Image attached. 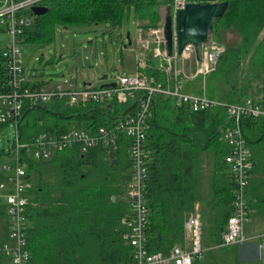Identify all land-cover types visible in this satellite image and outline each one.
<instances>
[{"label":"trees","instance_id":"16d2710c","mask_svg":"<svg viewBox=\"0 0 264 264\" xmlns=\"http://www.w3.org/2000/svg\"><path fill=\"white\" fill-rule=\"evenodd\" d=\"M217 1H225L227 8L213 25L210 37L224 47V52L216 70L201 80L205 86L220 85L221 94L217 99L216 94L207 95L206 90L204 93L210 100L224 104L264 98V0ZM162 3L160 0H45L41 4L47 8L43 14L35 16L31 10L25 11L33 17V22L20 36V44L50 43L57 27L69 31L108 25L114 29L121 26L130 7L138 24L156 27L161 18L156 8ZM152 52L150 47L141 59L144 66L138 65L136 70L164 83V74L154 65ZM7 71V60L0 51V93L7 87ZM31 83L34 81L26 85ZM185 93L198 95L192 90ZM139 96L136 93L135 100ZM132 103L90 104L72 110L65 102L26 106L19 119V141L25 142L41 132H58L61 130L58 122L64 119L85 122L84 128L88 130L109 126L124 116ZM151 111L146 141L147 249L150 253L167 255L171 248L183 246L184 222L196 203L201 213L202 244L206 235L209 239L206 245H218L231 215L235 191L224 162L228 145L223 132L230 121L219 107L202 112L213 115L214 128L204 148H199L192 138L194 112L186 104H176L173 99L158 94L152 98ZM240 129L248 147L264 140V122L242 118ZM126 150L127 142L122 141L114 163L103 161V148L85 155L77 148L67 149L48 162L32 161L22 151L26 172L35 178L28 208L27 249L31 253L28 264H127L131 260L130 247L122 240L128 212L122 200L123 188L130 174ZM208 150L213 154V164L205 184L200 155ZM12 152L13 144L8 152L10 157ZM253 161L245 200L254 213L258 209V214L264 217V161ZM3 216L6 209L0 201V217ZM210 221L213 230L208 231L206 225Z\"/></svg>","mask_w":264,"mask_h":264},{"label":"built area","instance_id":"2783aa9c","mask_svg":"<svg viewBox=\"0 0 264 264\" xmlns=\"http://www.w3.org/2000/svg\"><path fill=\"white\" fill-rule=\"evenodd\" d=\"M45 0H0V28L11 36V43L2 50L7 60V87L0 93V126L11 125L15 128L13 152L14 174L5 181H0V201L6 209L8 240L0 244L1 264H28L31 257L27 249V231L29 227L28 208L32 195L33 183L26 172L24 154L32 161L48 162L67 149L77 148L81 155L96 148H103V161H113L122 141L127 142L126 154L130 164L129 179L126 182V193L122 200L128 206L125 218L126 232L123 242L130 247L131 260L127 264H194L201 260L205 248L202 246L201 213L199 204L186 216L184 222L183 246L171 248L167 255L150 253L147 249L146 228L149 208L146 198L148 181L149 153L146 148L147 132L152 117V98L158 94L169 97L176 104H186L192 112H206L215 107L222 108L230 121L224 129L223 137L228 145L224 162L235 183L231 202V215L226 229L220 235L219 248L241 244L246 240L243 234L245 222L252 215L245 200V190L252 176L254 161L248 143L240 129V121L247 118L264 122V98L254 100L246 98L239 104H224L213 101L202 95L183 91L184 85L197 77L205 78L213 73L224 47L209 38L202 44L201 59L196 60L194 48L187 44L181 55H177L176 37L173 31V51L168 56L163 37V22L152 28L153 52L157 68L164 74V83L154 76L140 71L132 76H117L114 87L95 88L91 84L82 89H73L72 84L48 85L37 82L26 85L28 81L23 74V61L20 36L32 25L33 17L25 14L32 7L41 6ZM188 3L187 0H171L172 16ZM154 36V37H153ZM148 49L140 53L141 59ZM110 83V84H112ZM140 93L135 100V94ZM135 100V101H134ZM65 102L70 108L90 104H135L124 116L114 120L109 126L94 129L72 128L58 132H41L25 142L19 141L18 124L26 106L33 108L52 103ZM11 167L3 165L1 170Z\"/></svg>","mask_w":264,"mask_h":264},{"label":"rangeland","instance_id":"374dc122","mask_svg":"<svg viewBox=\"0 0 264 264\" xmlns=\"http://www.w3.org/2000/svg\"><path fill=\"white\" fill-rule=\"evenodd\" d=\"M164 2L156 9L159 14H163L164 6L169 5V0ZM168 12V10L166 11ZM127 16L121 26L114 29L108 25H98L92 27L74 28L64 31L60 27L55 29L54 40L50 43L34 45L22 43L20 45L23 61V74L28 81L39 80L48 85L72 84L73 89H82L83 85L91 84L95 88L109 85L113 81L117 82V76H132L136 73V67L140 65L141 36L143 25H139L134 18L133 8L127 9ZM167 14V13H165ZM163 18H160L162 23ZM158 26V25H157ZM152 27V26H151ZM157 28V27H155ZM152 36V35H151ZM154 37V36H153ZM152 39V37H151ZM11 43V36L7 32L0 31V51L5 50ZM140 43V45H139ZM209 78V77H208ZM197 77L185 85V89L192 90V93L202 95L203 91L207 95L213 93L219 98L221 87L205 83ZM193 89H188V87ZM206 88V89H205ZM185 90V92H186ZM72 110V108H70ZM82 109V108H80ZM210 113H194V126L192 138L199 148H204L206 141L213 132V119ZM61 130L72 128H84L85 122L75 119H64L58 122ZM15 128L11 125L0 129V181L14 174L13 160L8 155L12 148ZM249 149L253 159L264 161V140L261 143L249 144ZM200 162L204 174V182L208 184L211 176L213 154L211 151H203L200 155ZM6 165L11 167L9 170H1ZM125 179L128 174L125 173ZM35 183V178H31ZM126 187L123 188L125 196ZM200 209V207H199ZM252 214L244 224V237L253 235L259 248L253 252L251 258H246L240 252L236 253L237 247L219 248L217 245L209 244V240L204 235L202 246L205 248L203 256L207 251L210 264H224L226 260L231 261L227 264H264V221L258 220V209ZM258 211V212H257ZM259 218H262L259 216ZM207 230H213V222H209ZM8 225L6 216L0 217V244L10 243L8 240ZM236 253V254H235ZM203 259V260H204ZM196 262V261H195ZM203 261L197 260V264Z\"/></svg>","mask_w":264,"mask_h":264},{"label":"water","instance_id":"95a60500","mask_svg":"<svg viewBox=\"0 0 264 264\" xmlns=\"http://www.w3.org/2000/svg\"><path fill=\"white\" fill-rule=\"evenodd\" d=\"M188 3L181 10L176 11L172 16L168 12L163 22V37L168 56L173 51V31L176 37L177 55L180 56L184 47L191 44L194 48L196 60L201 59L202 44L206 43L210 38L213 25L221 18L227 8L225 1L217 0H187ZM47 8L36 6L31 8V12L35 15H41ZM105 86L114 87L115 84ZM135 104H132L126 114ZM115 160L112 161L114 163ZM115 200V197H113Z\"/></svg>","mask_w":264,"mask_h":264},{"label":"crops","instance_id":"0c3cea01","mask_svg":"<svg viewBox=\"0 0 264 264\" xmlns=\"http://www.w3.org/2000/svg\"><path fill=\"white\" fill-rule=\"evenodd\" d=\"M169 4V3H168ZM161 9H163V14L161 15L160 14V17H162L163 19L165 18V16H166V14L165 13H168L169 12V9H170V4L169 5H167V6H164V7H162ZM168 10V12H166ZM162 19V20H163ZM161 23V22H160ZM140 25V24H139ZM143 26H145L146 28H143V31H142V36H141V40H140V42H141V46H140V48H143V49H141L140 51H141V53L143 52V51H145L146 49H149L150 47L152 48L153 47V43H152V40H153V38L151 39V34L149 33L150 32V30H152V28H155V27H151V26H147L145 23L144 24H142ZM159 25V24H158ZM157 27V26H156ZM139 45H140V43H139ZM157 64V61L155 60V62H154V65H156ZM136 69H137V67H136ZM137 71V70H136ZM43 82V81H39V80H32V81H30V82ZM44 83V82H43ZM188 89H193L191 86L190 87H188ZM186 90V89H185ZM252 214H254V212L252 213ZM260 216V215H259ZM259 216L258 217H256L258 220H262V221H264V217L263 216H261L262 218H259ZM255 237L253 236V235H249V236H246V240L244 241V242H242L241 244H236V245H232V246H228V247H237V250H236V253L237 252H240L241 253V255L243 256V257H246V258H251L252 257V254H253V252H255L258 248H259V245L255 242ZM205 248H208V246L206 245L205 246ZM208 250H209V248H208ZM207 250V251H208ZM207 251H206V254H205V259H204V256H202V258H201V261H203V264H210L208 261H209V259H210V257H209V259H208V253H207ZM235 253V254H236ZM204 259V260H203ZM197 262V261H196ZM227 263H231V261H228V260H226V263H224V264H227ZM197 264V263H196ZM200 264H201V262H200Z\"/></svg>","mask_w":264,"mask_h":264},{"label":"clouds","instance_id":"9594fccd","mask_svg":"<svg viewBox=\"0 0 264 264\" xmlns=\"http://www.w3.org/2000/svg\"><path fill=\"white\" fill-rule=\"evenodd\" d=\"M170 3H171V1H170ZM170 3H169V4H170ZM169 12H170V15H172V14H171V8L169 9ZM163 22H164V19H163Z\"/></svg>","mask_w":264,"mask_h":264},{"label":"bare ground","instance_id":"6f19581e","mask_svg":"<svg viewBox=\"0 0 264 264\" xmlns=\"http://www.w3.org/2000/svg\"><path fill=\"white\" fill-rule=\"evenodd\" d=\"M195 53V52H194ZM228 120V119H227ZM202 234V233H201Z\"/></svg>","mask_w":264,"mask_h":264}]
</instances>
